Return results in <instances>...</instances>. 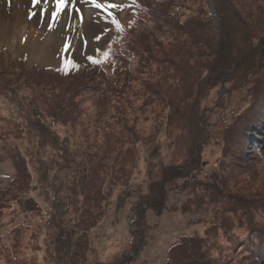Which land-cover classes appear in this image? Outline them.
<instances>
[{
  "label": "rangeland",
  "instance_id": "374dc122",
  "mask_svg": "<svg viewBox=\"0 0 264 264\" xmlns=\"http://www.w3.org/2000/svg\"><path fill=\"white\" fill-rule=\"evenodd\" d=\"M117 3L65 0L53 22L55 0H0V264H185L183 253L178 263L169 261L170 247L182 236L214 233L210 212L182 214L191 211L188 203L201 193L205 176L237 152L249 175L264 177V99L248 110L261 81L242 88L232 78L213 91L201 104L204 133L191 149L197 129L180 106L187 84L173 86L177 82L162 76L157 91L176 111L164 109L147 88L157 69L149 61V69L141 66L119 87L121 73L106 61V44L113 23L127 25L132 15ZM263 3L241 1L254 14ZM160 50L152 52L155 58ZM67 56L77 64L92 57L104 73L90 82L89 75L39 80ZM126 63L130 73L140 62L131 57ZM50 102L61 108L48 117ZM239 132L245 142L235 151L228 142L238 143ZM19 168L17 186L4 180ZM167 172L161 209L147 206L151 186ZM232 174L237 179L240 172ZM205 195L212 204L213 193ZM215 236L209 242L225 234Z\"/></svg>",
  "mask_w": 264,
  "mask_h": 264
},
{
  "label": "trees",
  "instance_id": "16d2710c",
  "mask_svg": "<svg viewBox=\"0 0 264 264\" xmlns=\"http://www.w3.org/2000/svg\"><path fill=\"white\" fill-rule=\"evenodd\" d=\"M132 1L134 2L118 0V8L123 7L122 12L130 13L132 19L127 25L113 23V35L106 44L109 49L106 61L109 62V66L112 64L118 66L121 73L119 83L121 88L131 82L132 72H139L141 66L144 70L149 69V66H146L148 61L152 66L156 65L157 69L151 71L147 81V88L151 92H157L158 96L154 93L157 100L162 106H166L164 109L167 111L174 105L165 95L161 96L163 93L157 91L161 86L162 76H168L177 82L173 86L188 85V96L182 98L183 101L181 99L179 103L182 101L180 103L182 113L187 110L186 115L194 120L197 129L194 134L197 137L191 149L201 141L204 133L200 124L201 104L223 82L226 84L228 80L235 78L244 88L254 81L256 83L261 81L248 99L251 104L248 110L257 107L263 101L264 9L254 14L242 6V0ZM210 4L213 6L212 13ZM142 32L147 37L141 36ZM159 49H164L159 51L162 56L155 58L156 55L152 52ZM131 57L140 63L135 70L128 73L125 70L129 63L123 65L129 62ZM58 61L56 67L49 66L48 70L42 72L39 80L46 81L52 75L80 80L89 75L91 78L87 77L86 81L90 82L97 72L104 73L103 70L96 69L95 63L90 60L77 64L67 56ZM92 70L95 71L92 73ZM243 76L244 80L240 82ZM51 86L54 87L52 83ZM51 102L49 109L46 106L48 117L61 108L55 102ZM172 110L176 111L177 108L174 107ZM63 115L64 113L59 116ZM238 134L242 136L238 143L235 138H231L228 145L235 151H242L244 133ZM47 150H52V147ZM232 156L234 157L225 159L218 167L223 170L215 168L216 173L205 176L208 181H201V193H197L188 203V209L191 211L182 212L183 215L210 212L213 217L210 232L218 234L223 231L225 237L215 243L209 242L211 236L217 238L214 233L205 232L207 239L196 235L189 238L182 236L170 247L169 261L178 263L177 255L183 253L182 255H186L183 261L185 264H264V177L249 175V168L239 163L238 153ZM235 170L240 174L237 179L236 177L232 179L234 175L232 172ZM20 171L22 169L12 177L5 175L4 180L17 186ZM169 177L174 180L182 178L171 171ZM166 178L168 172L163 173L160 182L153 183L150 194L145 199L147 206L161 209L163 184L170 183L166 182ZM255 186L260 187L259 193ZM245 188L253 192L248 193ZM204 193L207 195L213 193L212 204L204 202L206 200ZM238 256H241V260Z\"/></svg>",
  "mask_w": 264,
  "mask_h": 264
},
{
  "label": "snow or ice",
  "instance_id": "6c2138e0",
  "mask_svg": "<svg viewBox=\"0 0 264 264\" xmlns=\"http://www.w3.org/2000/svg\"><path fill=\"white\" fill-rule=\"evenodd\" d=\"M34 3H40V2H47V0H33ZM65 3V0H55V11L52 12V20L55 22V18L57 17L58 13L62 10V7ZM98 7L100 5H97ZM109 7H115V5H109ZM51 28V24L49 25ZM69 45L66 43L65 47L67 48ZM107 53H105V56ZM93 63H98L99 61L94 60L92 57L88 58Z\"/></svg>",
  "mask_w": 264,
  "mask_h": 264
},
{
  "label": "bare ground",
  "instance_id": "6f19581e",
  "mask_svg": "<svg viewBox=\"0 0 264 264\" xmlns=\"http://www.w3.org/2000/svg\"><path fill=\"white\" fill-rule=\"evenodd\" d=\"M40 3H42V2H40ZM53 6L55 7V4Z\"/></svg>",
  "mask_w": 264,
  "mask_h": 264
}]
</instances>
